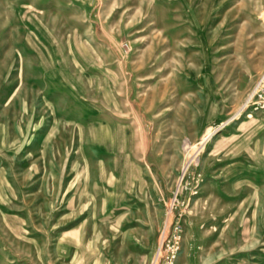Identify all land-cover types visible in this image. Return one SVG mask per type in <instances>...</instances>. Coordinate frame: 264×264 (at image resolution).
<instances>
[{"label":"rangeland","instance_id":"374dc122","mask_svg":"<svg viewBox=\"0 0 264 264\" xmlns=\"http://www.w3.org/2000/svg\"><path fill=\"white\" fill-rule=\"evenodd\" d=\"M257 87L264 0H0V264H264Z\"/></svg>","mask_w":264,"mask_h":264},{"label":"built area","instance_id":"2783aa9c","mask_svg":"<svg viewBox=\"0 0 264 264\" xmlns=\"http://www.w3.org/2000/svg\"><path fill=\"white\" fill-rule=\"evenodd\" d=\"M260 90H261L260 87H257L255 93L257 94V92H259ZM257 95H258L257 98L251 100L252 103L256 104L257 107H263L264 108V92H260Z\"/></svg>","mask_w":264,"mask_h":264}]
</instances>
